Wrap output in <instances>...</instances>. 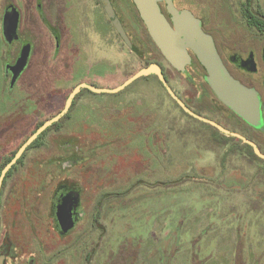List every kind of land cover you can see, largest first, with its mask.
I'll return each mask as SVG.
<instances>
[{"label": "rangeland", "instance_id": "obj_1", "mask_svg": "<svg viewBox=\"0 0 264 264\" xmlns=\"http://www.w3.org/2000/svg\"><path fill=\"white\" fill-rule=\"evenodd\" d=\"M176 1L211 28L215 17L221 24L242 21L227 7L217 12L218 0ZM47 2L48 22L61 16L65 23L58 21L59 46L37 0H0V28L3 5L13 3L26 28L15 45L35 44L11 90L2 67L13 57L0 36V105L21 101L32 107L40 96L42 121L61 111L74 86L115 88L142 65L93 0ZM59 2L64 9L57 14ZM252 32L257 38V30ZM164 63L174 85L181 86L179 74ZM258 79L264 80V65ZM83 92L104 105L80 99L72 117L48 132L38 156L48 162L57 155L60 177L68 175L85 193L90 184L91 201L84 203L90 218L97 200L103 203L104 228L87 225V217L78 227L90 228L91 254L98 246L91 264H264V162L243 157L240 152L249 149L234 139L221 144L211 126L183 113L155 76L140 77L119 92ZM34 129L25 125L27 134ZM250 133L264 148V137ZM66 151L80 160L73 173Z\"/></svg>", "mask_w": 264, "mask_h": 264}, {"label": "flooded vegetation", "instance_id": "obj_2", "mask_svg": "<svg viewBox=\"0 0 264 264\" xmlns=\"http://www.w3.org/2000/svg\"><path fill=\"white\" fill-rule=\"evenodd\" d=\"M93 1L94 5L102 9L107 15L101 0ZM37 3L45 18L44 20L49 23L51 35L59 46L63 39V31L58 21L65 25L63 18L60 16L57 17L58 20L55 22L51 20L48 22L45 11V7L48 4L47 0H37ZM111 3L131 41V45L125 41L107 15L110 23L128 49L135 57L140 58L142 61L141 68L149 66L153 62L158 63L169 85L193 112L212 119L227 129L246 136L256 142L264 152V148L259 139L253 133H250L253 130L264 137V80L262 82L260 79L257 80L258 74L264 65V30L260 28V25L264 21L263 0H218V6L220 7H215L217 12L227 7L231 10V13L242 16V21L238 22L234 20L232 25L221 24L215 17L213 19V28L207 26L204 20L191 8L181 7L176 0H173L174 5L178 9L188 8L201 19L203 29L213 36L216 48L231 74L244 84L258 90L262 101V125L260 127L249 124L219 99L207 80L206 68L192 50H190L191 62L186 66L184 71L177 70L168 62L151 37L134 0H111ZM53 4L55 5V2ZM62 4V2H59L54 6L53 9H55L57 14H60L62 9H64ZM159 5L161 11L173 24L172 14L168 9V0H159ZM13 7L19 11L20 20L17 31L18 37L10 41L5 34L4 21L6 13ZM215 14L217 15V13ZM23 19L21 9L15 4L5 3L3 5L0 36L6 46L10 48V55L13 58L10 62L3 63L2 72L4 83L8 82L9 88L7 89L11 90H14L23 72L29 66L35 49V44L32 42L24 41L22 45H15V42L21 38V34L26 29H24ZM223 27H226L231 33L227 35ZM256 30L258 32L257 38L253 36L255 34L252 32ZM35 36L41 38L42 34L36 32ZM39 37L36 39H39ZM28 48L30 49L28 63L18 77L14 79L15 65L23 51ZM2 53L1 58L5 57ZM164 60L179 74L181 86H176L172 82V77L166 68ZM136 72L131 73L129 77ZM146 76H155L164 87L167 95L174 100L183 113L211 126L213 128L214 138L218 139L221 144L234 139L248 148L245 145L246 142L241 138L227 134L217 126L187 112L169 93L157 74H149ZM256 82L258 83L257 85H261L263 88H258ZM83 91L84 88L76 95L69 111L62 117L68 116L65 119L66 121L72 117V111L75 105L79 104L78 101L80 99H84L86 101L85 103H88L90 106L104 105L102 102H96L87 98L86 93L83 95ZM87 100H90V102ZM36 101L32 107L26 106L21 101L15 102L9 107L0 105V178L4 168L15 157L22 144L44 121L53 117L51 116L42 121V103L40 96ZM123 103L120 102L118 105ZM27 123H31L35 127L29 134L25 133V125ZM46 137L47 135H39L29 145L22 156L11 166L3 179L0 189V264H91L94 258L91 255L94 256L96 254L98 246H96V250L95 252L93 250L92 254L87 250L89 246L90 228L86 230L88 226L86 228L82 227L83 229H78V227L79 222L84 217H87V225L95 227V229L104 228L103 221L105 217L100 215L102 213L103 203L100 199L97 200L94 205L96 214H93L90 218L88 209L84 207L85 200L88 202V199H91L87 197V193L90 191V184L88 183V192L85 193L83 188H80L76 182L74 183V179H68V175L64 178L60 177L62 169L58 167L57 155L51 156L48 162L41 160L38 152L46 144ZM120 138L121 136H116V140H121ZM84 153L87 154V152ZM240 153L246 158L253 155L250 150ZM71 155L70 151H66V156L70 159L68 160V167L71 172H74L76 171L74 167L80 160L76 158L71 159ZM59 179L61 182L58 183ZM92 200L94 201L95 199ZM64 203L66 205V212L70 214L73 220V225L67 231L63 229L58 216V209ZM77 229L78 231H76ZM74 233H76V236L70 237ZM67 236H69L68 242L63 241ZM82 244H86L87 246H83ZM92 248L95 249V245Z\"/></svg>", "mask_w": 264, "mask_h": 264}, {"label": "water", "instance_id": "obj_3", "mask_svg": "<svg viewBox=\"0 0 264 264\" xmlns=\"http://www.w3.org/2000/svg\"><path fill=\"white\" fill-rule=\"evenodd\" d=\"M101 2L117 31L122 35L125 41L131 45V41L126 34L111 0H101ZM134 2L154 42L174 68L179 71H184L186 66L191 62L192 57L190 50H192L206 68L207 80L219 99L252 126L260 127L262 125V101L258 90L244 84L231 74L216 48L213 36L203 29L202 21L199 17L188 8L178 9L174 5L173 0H168V9L172 14V24L161 11L159 0H134ZM19 18V11L15 7L6 13L4 27L5 34L10 41L18 37L17 31L20 20ZM29 53V48L23 51L15 65L14 79H16L26 67ZM149 74H157L169 93L187 112L201 120L217 126L227 134L241 138L244 142L250 144L254 148L255 153L259 157L264 159V152L253 140L236 131L225 128L212 119L193 112L169 85L161 66L158 63L153 62L149 66L139 69L124 83L115 88H98L84 82L76 85L68 95L64 108L53 117L44 121L43 124L40 125L22 144L11 162L6 165L0 178V189L5 174L11 166L22 156L29 145L32 144L39 135L43 134V132L54 123L58 122L69 111L76 95L82 90V88H89L96 92H118L136 79ZM65 206L64 203L59 207L58 216L63 229L67 231L73 225V220L70 214L66 212Z\"/></svg>", "mask_w": 264, "mask_h": 264}, {"label": "trees", "instance_id": "obj_4", "mask_svg": "<svg viewBox=\"0 0 264 264\" xmlns=\"http://www.w3.org/2000/svg\"><path fill=\"white\" fill-rule=\"evenodd\" d=\"M260 28H261L262 30H264V21H263V24L260 25ZM67 117H68V116H65L64 118H62L61 121H59V122L53 124L51 127H49L45 132H43V135H47L48 132H49L50 130L55 129V128H58V127L60 126V123H61L63 120H65ZM245 145L249 148V150L252 152V154H253L254 157H256L257 159H259V160H261L262 162H264V159H262L261 157H259V156L254 152V149H253V147H252L251 145L246 144V143H245Z\"/></svg>", "mask_w": 264, "mask_h": 264}]
</instances>
